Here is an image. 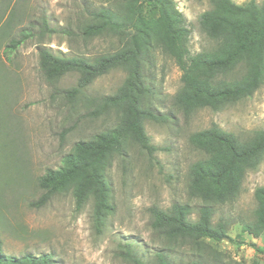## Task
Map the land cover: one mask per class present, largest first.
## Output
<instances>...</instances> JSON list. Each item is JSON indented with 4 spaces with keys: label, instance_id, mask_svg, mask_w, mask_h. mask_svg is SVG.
<instances>
[{
    "label": "rangeland",
    "instance_id": "374dc122",
    "mask_svg": "<svg viewBox=\"0 0 264 264\" xmlns=\"http://www.w3.org/2000/svg\"><path fill=\"white\" fill-rule=\"evenodd\" d=\"M99 4L105 0H88ZM189 29L190 54L214 46L199 26V15L209 8L206 0H174ZM243 3L247 0H234ZM83 0H0V239L2 252L51 253L53 264H134L123 247L127 244L144 260L155 252L167 254L175 264H239L264 259V229L253 238L241 226L253 221L257 186L264 185V157L248 170L238 196L213 204L212 222H224L227 236L205 238L200 245L166 242L151 227V207L166 209L187 204L196 219L202 202L187 192L190 165L203 153L188 141L189 135L215 123L241 139L264 128V83L249 97L218 110L201 108L184 118L173 96L181 85V71L159 50L150 56L145 73L154 93L149 99L165 121L145 120L155 150L148 154L129 143L107 169L114 209L96 230L92 200L77 209L70 191L51 195L39 203L42 190L37 178L57 168L62 157L79 140L90 138L116 122L119 112L108 109L95 116L97 99L113 94L125 77L111 69L75 95L77 73L47 80L40 70L38 47L47 46L65 56L94 57L117 48L115 37L83 38L79 26L87 18ZM45 22L46 28L43 27ZM29 35L7 51L11 38Z\"/></svg>",
    "mask_w": 264,
    "mask_h": 264
},
{
    "label": "trees",
    "instance_id": "16d2710c",
    "mask_svg": "<svg viewBox=\"0 0 264 264\" xmlns=\"http://www.w3.org/2000/svg\"><path fill=\"white\" fill-rule=\"evenodd\" d=\"M209 8L199 15V26L214 46L190 54L189 29L174 0H105L94 4L83 0L87 18L80 24L83 38L109 36L117 48L94 57L65 56L47 46L38 47L40 70L47 80L77 73L76 84L67 92L72 96L111 69H122L125 77L113 94L103 95L91 112L97 116L115 109L119 116L113 126L75 142L57 168H47L37 178L42 190L39 203L53 194L70 191L77 209L92 200V219L96 230L105 224L114 209L107 169L115 155L121 156L129 143L148 154L155 150L144 127L145 120L165 121L149 103L154 93L145 66L156 50L170 56L181 71V85L173 96L184 118L201 108L218 110L251 96L264 83V0H206ZM43 27L46 28L45 22ZM29 35L11 38L5 46L15 49ZM189 143L203 153L188 171L187 192L201 200L196 219L190 218L187 204L174 203L166 209L151 207V227L166 242L200 245L205 238H228L224 222H212L213 204L234 200L248 170L264 157V128L241 139L217 124L192 132ZM256 202L253 221L241 230L253 238L264 229V185L254 189ZM125 257L134 264H175L163 252L142 260L127 244ZM51 253L21 256L2 252L0 264H53ZM239 264H264L255 259Z\"/></svg>",
    "mask_w": 264,
    "mask_h": 264
}]
</instances>
